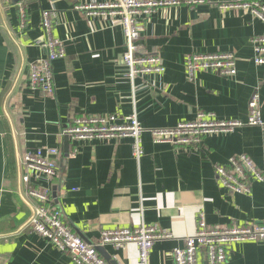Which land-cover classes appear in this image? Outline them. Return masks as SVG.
I'll return each mask as SVG.
<instances>
[{
	"label": "crops",
	"instance_id": "crops-1",
	"mask_svg": "<svg viewBox=\"0 0 264 264\" xmlns=\"http://www.w3.org/2000/svg\"><path fill=\"white\" fill-rule=\"evenodd\" d=\"M115 1L0 0V264H72L29 225L36 201L22 181L24 156L42 148L60 154L57 175L44 184L52 188L53 204L109 264H141L139 248L102 246L103 231L155 226L171 238L154 244L149 264H175L174 249L196 233L201 213L215 228L264 223V182L253 180L250 194H234L221 188L215 174L217 164L244 154L264 177L261 127L207 136L201 148L156 145L145 133L140 160L130 138L76 142L64 134L84 115L115 114L121 123L136 113L147 129L193 121L200 112L247 122L255 95L264 121V66L255 64L251 43L264 34V24L251 12L213 5L158 10L143 21L137 45L140 54L160 55L166 71L132 82L122 60V28L81 8ZM46 11L54 20L52 36L65 51L52 63L53 94L29 81L31 64L48 56L35 46L49 39L42 25ZM224 52L237 58L235 76L202 71L189 80L188 55ZM228 252L227 264H264V241L234 243ZM198 263L208 264L205 249Z\"/></svg>",
	"mask_w": 264,
	"mask_h": 264
},
{
	"label": "built area",
	"instance_id": "built-area-1",
	"mask_svg": "<svg viewBox=\"0 0 264 264\" xmlns=\"http://www.w3.org/2000/svg\"><path fill=\"white\" fill-rule=\"evenodd\" d=\"M186 5L196 8L203 5L217 6L220 10L243 9L264 24V2L261 0H235L215 4L211 0H116L107 4H92L81 7L93 15L108 16L119 25L124 33L127 49L122 56L128 69V77L134 82L137 78L164 74L166 68L158 54H140L137 42L140 38L143 21L150 19L158 10L168 7ZM24 18L23 10L21 9ZM53 16L46 11L42 14V25L48 35L46 43L37 42L48 50L46 59L34 62L30 66L29 81L32 87L46 93H54V76L52 63L65 57L64 45L52 36ZM254 62L264 66V34L252 39ZM186 70L190 81L199 72H214L223 76L237 74V58L234 53L190 54L186 59ZM250 114L247 122L239 120H217L213 114L200 112L195 120L182 122L173 127L147 129L142 126L136 113L120 123L115 114L84 115L76 118L64 134L71 140L93 141L130 138L133 155L137 160L143 156L142 137L151 135L156 145L202 146L203 138L211 135L226 134L244 126L261 127L259 96L255 95L249 103ZM59 150L42 148L36 152H27L24 156L26 173L22 181L28 185V196L36 201L33 206L29 225L33 232L56 246L61 252L68 254L72 264H109L98 252L96 246L87 243L74 233L65 223L60 207L53 204L51 181L57 175ZM215 174L221 188L234 194H250L253 180L264 182V177L253 160L247 155H234L226 164H217ZM34 182V183H32ZM171 234L161 232L155 226L143 224L136 229L107 230L101 233V245L122 249L128 244H136L139 248L141 264H149L154 244L168 240ZM183 248L173 251L175 264H199L198 254L205 249L208 264H227L228 246L239 242L264 241V223L249 226L211 227L205 215L200 214L197 231L185 238Z\"/></svg>",
	"mask_w": 264,
	"mask_h": 264
},
{
	"label": "water",
	"instance_id": "water-1",
	"mask_svg": "<svg viewBox=\"0 0 264 264\" xmlns=\"http://www.w3.org/2000/svg\"><path fill=\"white\" fill-rule=\"evenodd\" d=\"M14 5H18L23 1H27V0H10Z\"/></svg>",
	"mask_w": 264,
	"mask_h": 264
}]
</instances>
